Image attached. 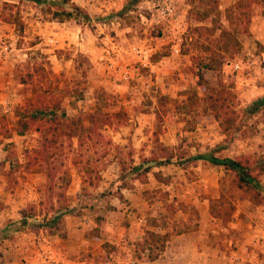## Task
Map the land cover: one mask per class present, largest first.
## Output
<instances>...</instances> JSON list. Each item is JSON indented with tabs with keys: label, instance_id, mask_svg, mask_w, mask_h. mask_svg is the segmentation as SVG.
Instances as JSON below:
<instances>
[{
	"label": "rangeland",
	"instance_id": "374dc122",
	"mask_svg": "<svg viewBox=\"0 0 264 264\" xmlns=\"http://www.w3.org/2000/svg\"><path fill=\"white\" fill-rule=\"evenodd\" d=\"M167 1L176 3L181 16L179 24L185 30L181 52H189L186 54L192 66L186 71L189 77L178 82V76L162 73V70L160 79L154 80L153 75L152 85L146 86L143 80V84L137 83L133 90L130 88L131 82L110 77L105 70V54H111L113 46L127 51L132 44H143L153 50L151 61L158 60L159 63L160 59L167 58V42L170 41L172 28L155 16L150 18V11L154 10L156 4L142 1L132 6L128 4V0H70L71 4L84 10L89 17V21L75 24L72 21L51 20V13L55 8L47 3L0 0V114L4 115L8 128L5 133L0 130V241L13 242L20 236L22 230L18 222L23 215L29 213L28 206H36L34 212H31L36 216L30 220L32 226L36 225L32 222H44L52 214V207L46 203L43 175L37 167L25 166L29 150L37 145V135L32 132L19 135L12 130L16 108L24 104L29 96L27 88L17 79V71L22 69L21 65L26 61L42 64L49 71V81L65 90L60 108L66 116L80 113L111 114L119 111L127 117L124 127L134 128L137 126L135 115L143 114L148 117L150 124L145 127L150 132H161L160 136L169 126L181 131L207 127L212 138L206 145L205 141L193 143L189 135L179 137L176 134V150L172 153L174 158L166 163L163 159L160 161L162 166L169 169L189 168L197 164L206 166L207 162L193 159L197 154L211 153L213 156L228 157L238 154L261 155L264 151V107L254 115L245 112V107L259 96L248 101L241 99L240 92L233 84V76L225 72L233 58H226L222 62L220 78L225 85H230L236 97L239 128L246 133V137L240 138V132L225 137L215 122L199 114L197 105L190 106L189 102L186 104V92L195 89L196 81L190 59L191 54H196L192 44L195 40L201 42L204 35L193 31L197 24L187 14L190 0ZM16 20L20 24L13 23ZM221 22H224L222 17ZM51 39L53 41H49ZM166 67L164 64L158 66L159 69ZM185 81H188L187 85ZM131 99L133 103H130ZM120 128L114 131L104 129V133L120 148L100 161L103 168L99 171L100 179L94 185L84 179L80 165L68 167L70 181L65 194L71 197L70 204L75 206L71 215L80 220L85 218L92 224H99L102 220V208L99 205L111 208V197L116 194L114 186L118 184H113L112 176H118V160L125 169V176L133 163L137 164L139 159L149 156L147 145L152 136L148 140L143 139L138 147H133L130 141L120 145L115 141L119 136H126L115 134ZM96 157L91 148L84 155V158L91 161ZM228 179L223 175L222 181L226 187ZM157 195L159 198L163 196L162 193ZM166 214L168 213L165 211L164 216ZM90 223L85 233L95 236V228H91ZM64 226L62 217L58 230H52V234L63 236ZM25 228L26 233L32 230L30 226ZM42 231L43 235L50 232L49 229ZM35 234L39 235V230ZM105 249L113 252L111 245Z\"/></svg>",
	"mask_w": 264,
	"mask_h": 264
},
{
	"label": "trees",
	"instance_id": "16d2710c",
	"mask_svg": "<svg viewBox=\"0 0 264 264\" xmlns=\"http://www.w3.org/2000/svg\"><path fill=\"white\" fill-rule=\"evenodd\" d=\"M35 3H47L55 10L50 19L56 22L72 21L82 24L89 21L87 13L70 3V0H31ZM147 1L158 5L162 0H128L129 5ZM188 17L197 26L194 32L202 33L204 39L195 40L192 44L196 54L190 55L196 76L195 89L186 92V104L197 105L199 114L206 116L217 124L225 137L240 132V138L246 133L240 131L236 97L230 85H225L220 78L222 62L226 58H233L240 51L239 37L249 34L248 28L252 15V7L264 3V0H236L227 6L223 13L218 9V0H190ZM49 11V10H48ZM223 18L225 25L221 22ZM17 25L19 20L13 21ZM183 54L189 53L187 50ZM20 67V66H19ZM17 71V79L27 88L28 98L24 104L18 106L15 112V124L12 130L19 135L35 133L37 145L29 150L26 156V167H37L45 179L44 191L46 203L52 207V214L46 220L32 226L30 220L35 218L36 206H28L29 213L19 220V228L30 226L32 232L38 230L57 229L61 218L65 214H72L75 206L70 204L71 197L65 194L70 181L69 165L79 166L84 179L94 185L99 178L100 161L109 156L119 146L111 137L104 133V129L116 130L124 127L127 117L122 112L111 114L80 113L66 116L61 111L60 103L64 96V89L49 81V71L42 64L26 61ZM264 107V95L252 100L245 107V112L254 115ZM7 121L0 114V130L7 131ZM161 132L152 133L149 156L139 159L138 163L130 166L128 172L134 179L143 182L147 174L156 181L166 183L159 172L153 168L161 165V160L168 162L174 158L172 154L176 148L164 146L158 140ZM95 151L94 160L84 158L89 149ZM194 160L207 162L209 166L221 168L224 175L229 177L227 187L220 192L218 198L209 200V214L219 219L222 224L230 221L239 201H247L254 206L264 205V151L257 154H238L228 157L213 156L211 153L197 154ZM118 178L124 173L122 163L117 162ZM1 210V206H0ZM176 210L172 204L165 206L169 219ZM39 223V224H37ZM56 230V231H57ZM169 234L159 235L145 232L143 240L138 244L140 250H148L146 259L152 260L163 249Z\"/></svg>",
	"mask_w": 264,
	"mask_h": 264
},
{
	"label": "crops",
	"instance_id": "0c3cea01",
	"mask_svg": "<svg viewBox=\"0 0 264 264\" xmlns=\"http://www.w3.org/2000/svg\"><path fill=\"white\" fill-rule=\"evenodd\" d=\"M235 1L219 0V11L223 13ZM248 31L247 36L239 39V52L253 53L258 62H264V3L252 7ZM151 62L156 79H160L163 70L162 73L178 76V82L183 78L187 80L189 74L186 71L192 68L186 54L173 65L169 57L160 59L159 63L158 60ZM160 64L167 67L159 69ZM226 69V74L233 76L241 99L248 101L264 95V78L258 71L240 70L234 74L230 67ZM134 119L137 126L122 127L115 132L118 136L126 135L119 136L116 143L122 145L130 141L133 147H138L143 139L152 136L153 132L145 127L150 125L146 115L138 114ZM177 133L179 137L189 135L193 143L205 141V145L212 138L207 127L181 131L169 126L163 135H158V140L164 146L175 148ZM150 147L151 139L147 145L149 150ZM152 171L159 172L166 183L156 181L150 174L143 182L134 179L130 173L120 178L113 175V184L118 183L114 186L116 194L111 197L110 209L104 208V204L99 205L102 208L99 224L66 214L62 216L65 226L61 237L43 235L41 229L39 235L21 229L22 233L13 242L1 240L0 264H39L47 257H53L57 264H264V205L239 201L226 224L209 214V200L218 198L226 187L221 168L197 164L169 169L159 165ZM156 193L163 196L159 198ZM167 204H172L176 210L163 222ZM88 223L95 228V236L85 233ZM145 232L169 234L163 249L152 260L146 259L148 250L138 247ZM110 245L111 253L105 249Z\"/></svg>",
	"mask_w": 264,
	"mask_h": 264
},
{
	"label": "built area",
	"instance_id": "2783aa9c",
	"mask_svg": "<svg viewBox=\"0 0 264 264\" xmlns=\"http://www.w3.org/2000/svg\"><path fill=\"white\" fill-rule=\"evenodd\" d=\"M149 3V2H147ZM155 16L160 21L168 23L172 30L169 44V60L172 65L182 57L181 48L184 40L185 30L179 24L181 16L178 14L176 3L172 1L162 0L153 11H150V18ZM146 20V18H145ZM190 40V38H188ZM49 41H53L52 39ZM152 52L148 46L132 44L127 51L122 47L113 46L111 54L106 57L105 70L110 77L124 82H131V89L136 88V84L146 86L153 84V65L151 62ZM231 71L235 74L240 70L253 71L256 70L264 78V62H258L255 54L249 52H238L229 63ZM155 80V77H154ZM133 103V99L130 100ZM39 264H57L53 257H47ZM71 264H80L79 262H71ZM130 264H135L131 262Z\"/></svg>",
	"mask_w": 264,
	"mask_h": 264
}]
</instances>
